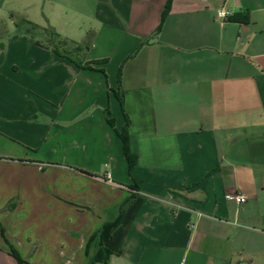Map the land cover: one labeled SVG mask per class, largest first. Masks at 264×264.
Here are the masks:
<instances>
[{
	"label": "crops",
	"instance_id": "obj_1",
	"mask_svg": "<svg viewBox=\"0 0 264 264\" xmlns=\"http://www.w3.org/2000/svg\"><path fill=\"white\" fill-rule=\"evenodd\" d=\"M167 2L0 0V264H264V0Z\"/></svg>",
	"mask_w": 264,
	"mask_h": 264
},
{
	"label": "trees",
	"instance_id": "obj_2",
	"mask_svg": "<svg viewBox=\"0 0 264 264\" xmlns=\"http://www.w3.org/2000/svg\"><path fill=\"white\" fill-rule=\"evenodd\" d=\"M170 4H171V0H168L164 11L162 13V19H161V23L159 25V27L156 30V33H159V31L161 30L163 23L170 11ZM12 18H15L14 15L11 16ZM16 25V34L18 37H20L21 39H24L26 41H29L37 46L40 47H44L47 49L52 50L55 54H57L58 56L62 57V58H67L68 60H70L71 62H73L78 68L83 67L82 62L75 59L74 56L75 54H80L82 52H85L89 49V40H85L83 43L81 44H77L75 42H72L66 38H63L62 36H60L53 28H42L38 25H35L27 20H25L24 18H19L17 20V22L15 23ZM119 101L121 103V105L123 104V97L122 95H119ZM123 140L125 142V155L127 156V158L130 160L131 164L134 163L132 162V155L129 152L128 146H127V137L123 135ZM119 221H117L114 224L111 225H107L104 227L102 234L104 237V234H108V232L115 227L116 225H118ZM104 252H106L105 254L109 255V252L107 250H105L104 248H101L96 259L95 262H104L106 263L107 258L105 256H103Z\"/></svg>",
	"mask_w": 264,
	"mask_h": 264
},
{
	"label": "built area",
	"instance_id": "obj_3",
	"mask_svg": "<svg viewBox=\"0 0 264 264\" xmlns=\"http://www.w3.org/2000/svg\"><path fill=\"white\" fill-rule=\"evenodd\" d=\"M234 15L233 10L226 9L225 7L220 8L216 13V19L224 23L228 21ZM105 180L109 183H113L111 180V174L107 173L105 176ZM227 200L235 202L237 205H241L247 201V198L241 194H235L231 196H227Z\"/></svg>",
	"mask_w": 264,
	"mask_h": 264
},
{
	"label": "rangeland",
	"instance_id": "obj_4",
	"mask_svg": "<svg viewBox=\"0 0 264 264\" xmlns=\"http://www.w3.org/2000/svg\"><path fill=\"white\" fill-rule=\"evenodd\" d=\"M87 40L91 41L90 37H88ZM146 41L148 42V40H146ZM85 52H86V51H85ZM85 52H82V53H80V54H75L74 58H76L77 60H78L79 58L82 59V58L84 57ZM80 59H79V60H80Z\"/></svg>",
	"mask_w": 264,
	"mask_h": 264
}]
</instances>
